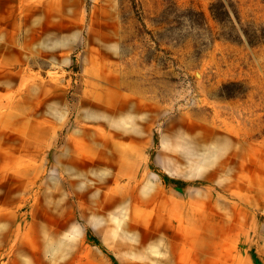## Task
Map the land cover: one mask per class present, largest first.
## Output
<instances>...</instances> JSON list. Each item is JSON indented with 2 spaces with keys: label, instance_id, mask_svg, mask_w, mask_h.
<instances>
[{
  "label": "rangeland",
  "instance_id": "rangeland-1",
  "mask_svg": "<svg viewBox=\"0 0 264 264\" xmlns=\"http://www.w3.org/2000/svg\"><path fill=\"white\" fill-rule=\"evenodd\" d=\"M0 264H264V0H0Z\"/></svg>",
  "mask_w": 264,
  "mask_h": 264
}]
</instances>
